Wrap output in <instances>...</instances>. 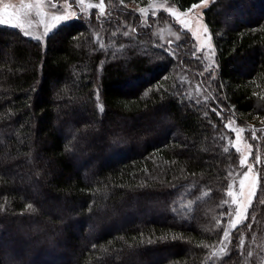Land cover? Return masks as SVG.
<instances>
[{"label":"trees","instance_id":"16d2710c","mask_svg":"<svg viewBox=\"0 0 264 264\" xmlns=\"http://www.w3.org/2000/svg\"><path fill=\"white\" fill-rule=\"evenodd\" d=\"M123 9L45 43L0 25V264H212L240 167L226 122L264 133V0L204 11L216 73L192 43L162 47ZM77 110L92 123L71 120ZM100 122L106 137L91 136ZM110 151L114 162L89 168ZM260 201L249 218H264Z\"/></svg>","mask_w":264,"mask_h":264},{"label":"rangeland","instance_id":"374dc122","mask_svg":"<svg viewBox=\"0 0 264 264\" xmlns=\"http://www.w3.org/2000/svg\"><path fill=\"white\" fill-rule=\"evenodd\" d=\"M214 1L203 0L191 9L181 11L173 3L155 0L145 7L114 0H0V25L16 28L24 35L45 43L47 37L62 25L86 21L92 17L105 20L110 12L115 13L122 7L123 10H131L138 16V21L133 22L131 27L139 24V30L151 32L162 47H176L182 44L188 46L192 43L206 70L216 73L215 46L203 16L204 11ZM128 31L130 32L131 28ZM132 84V89L139 86L134 82ZM190 89L197 98L203 97L200 86L196 85ZM75 112L69 117L71 120L74 118L92 123L91 117L81 110ZM153 122L144 119L137 123L144 127L150 126L149 129L152 130ZM100 123L101 125H91L94 133L91 136L106 137L105 126L110 128L112 125ZM132 127L130 122L118 121L112 130L124 133ZM226 128L233 133V148L239 156L240 167L228 185L229 220L211 263L235 264L238 259L241 264H264V218L262 215L249 218L256 208L258 197L264 192V133L258 138V133L240 127L234 119H228ZM164 131L169 130L167 128ZM132 152L131 147L125 157H129ZM114 155L112 151L108 152L105 160L98 159L89 168L94 169L100 164L114 162ZM263 204L264 201L260 203ZM75 234L79 235L78 229ZM0 251H3L2 248ZM70 254L73 255V252L70 251ZM225 255H228L227 262L222 263ZM70 262L73 263L71 260Z\"/></svg>","mask_w":264,"mask_h":264}]
</instances>
